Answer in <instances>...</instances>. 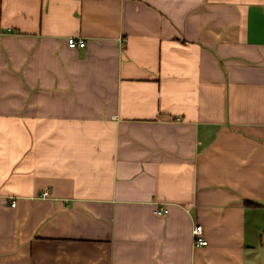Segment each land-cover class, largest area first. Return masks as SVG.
<instances>
[{"label": "crops", "instance_id": "obj_1", "mask_svg": "<svg viewBox=\"0 0 264 264\" xmlns=\"http://www.w3.org/2000/svg\"><path fill=\"white\" fill-rule=\"evenodd\" d=\"M0 264H264V0H0Z\"/></svg>", "mask_w": 264, "mask_h": 264}, {"label": "built area", "instance_id": "obj_2", "mask_svg": "<svg viewBox=\"0 0 264 264\" xmlns=\"http://www.w3.org/2000/svg\"><path fill=\"white\" fill-rule=\"evenodd\" d=\"M68 46L71 49H84L86 47V42L84 40H77L75 38H69ZM13 206H15V203H13ZM158 213L162 214L163 212L159 210ZM193 239H194V243L196 246L205 247L208 245V242L204 239L203 227L199 225L196 226L193 230Z\"/></svg>", "mask_w": 264, "mask_h": 264}]
</instances>
